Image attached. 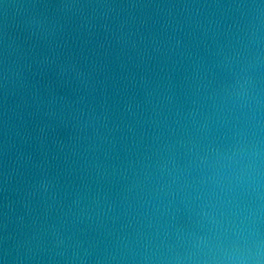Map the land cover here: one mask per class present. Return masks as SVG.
I'll return each mask as SVG.
<instances>
[{
	"label": "water",
	"instance_id": "obj_1",
	"mask_svg": "<svg viewBox=\"0 0 264 264\" xmlns=\"http://www.w3.org/2000/svg\"><path fill=\"white\" fill-rule=\"evenodd\" d=\"M4 264H264V0H0Z\"/></svg>",
	"mask_w": 264,
	"mask_h": 264
},
{
	"label": "snow or ice",
	"instance_id": "obj_2",
	"mask_svg": "<svg viewBox=\"0 0 264 264\" xmlns=\"http://www.w3.org/2000/svg\"><path fill=\"white\" fill-rule=\"evenodd\" d=\"M0 264H4V262L2 260H0Z\"/></svg>",
	"mask_w": 264,
	"mask_h": 264
}]
</instances>
